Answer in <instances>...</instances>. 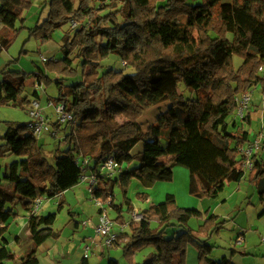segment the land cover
Returning <instances> with one entry per match:
<instances>
[{
	"label": "trees",
	"instance_id": "obj_1",
	"mask_svg": "<svg viewBox=\"0 0 264 264\" xmlns=\"http://www.w3.org/2000/svg\"><path fill=\"white\" fill-rule=\"evenodd\" d=\"M94 1L48 0L43 22L30 28V34L47 41L67 22H76L75 28L62 32V56L45 60L44 67L31 74L9 64L0 72V105L29 106L31 98L39 95L36 89L26 93L28 80L33 85H47L52 80L49 71L59 83L58 95L51 102L64 103L74 118L64 125L53 123L54 137L59 126V139L66 146L56 148L52 162L46 159L28 121L6 122L0 137V159L12 155L19 159L9 163L5 172L8 183L0 185V264L17 259L4 238L9 220L16 216L10 207L16 204L29 213V237L34 246L19 258V264L38 263L37 247L59 235L51 226L63 202L56 211L43 215L34 212L33 201L43 192L49 199L77 185L80 163L87 158V167L94 173L109 156L119 171L123 168L111 178L99 176L95 190L103 200L110 197L114 221L120 225L127 220L122 205L114 203L115 185L126 177L120 185L125 210L132 212L134 206L126 197L129 180L136 178L146 186L169 181L165 169L177 165L187 169L188 193L194 197L216 199L228 183L239 182L247 172V181L255 187L259 200L264 199V160L256 153L252 166L243 167L241 149L253 140L238 121L248 123V114L241 119L230 117L236 97L250 94L260 79L264 0H99L97 6ZM29 5L30 0H0V53L11 44L18 31L16 24L23 20ZM103 10L109 11L102 15ZM211 31L222 38L231 35L221 45L226 55L223 61L208 50ZM110 55L133 71L100 70L101 61ZM234 56L241 58L238 67ZM260 84L264 95V80ZM163 102L169 103L168 108L144 130L138 118ZM138 143L142 149L134 153ZM161 155L166 157L165 164L155 170ZM137 197L146 200L147 193L139 192ZM141 213L139 221H129L124 240L113 243L122 249L127 264H186L188 244L195 246L197 264H234L224 256L215 260L211 255L216 246L209 238L224 222L208 210L180 206L167 195ZM68 214L72 212L68 210ZM191 218L203 220L197 231L188 225ZM152 220L156 221L153 226ZM147 247L152 248L151 255L136 262L135 253ZM107 264L119 262L109 258Z\"/></svg>",
	"mask_w": 264,
	"mask_h": 264
},
{
	"label": "rangeland",
	"instance_id": "obj_2",
	"mask_svg": "<svg viewBox=\"0 0 264 264\" xmlns=\"http://www.w3.org/2000/svg\"><path fill=\"white\" fill-rule=\"evenodd\" d=\"M164 0H158L159 3H162ZM108 2V1H107ZM48 0H30V5L27 7L24 12H23V20L18 21L16 26L18 28L17 34L13 38L11 44L8 46L7 49L3 50L0 53V72L1 70L6 66V64H9L10 67L12 68H17L19 71H26L27 73L31 74L37 71V67H44V62L45 60H56L62 56V52L60 51V46L62 45L61 41V34L63 31H66L70 29V23H66V25H63L61 30H56L53 35L52 39L47 40V41H41L37 39L34 35L30 34V28L35 27L38 24H41L47 14L48 6H47ZM95 6L98 5L99 0L94 1ZM117 6L119 5V2H116ZM109 10H103L101 12L102 15L106 14ZM119 20H121V17H119ZM183 21V19H181ZM107 26H111V22L106 23ZM211 43L208 45V50L209 52L215 56L218 60L223 61L226 57V55L222 52L221 50V45L226 44L229 38H231V35H227L226 38L219 37L215 32L211 31ZM45 60H43V58ZM101 67L100 70H103L104 68H109L112 67L114 69H124L126 73H130L133 71L131 67H126L124 63L115 55H110L103 61H101ZM233 63L235 67H238L241 63V58L238 56L233 57ZM76 64V62L74 63ZM28 70V71H27ZM48 76L52 78V80L45 85L44 83L40 86L39 92H40V98L39 100V105L41 108L42 114L48 118L50 121V126L53 128V123L56 122V114L54 111L53 106H49L48 102L54 98L57 97L58 95V87L59 83L55 80L56 75L53 72L46 71ZM257 76L260 78L258 79V83L255 84L252 88L255 86L259 85L260 86V91H261V84L260 80L262 77L260 76L259 72L257 71ZM1 77V75H0ZM81 77V68L78 66V76L77 80H80ZM68 82L65 81L64 84H67ZM36 84V83H35ZM31 83V80H28V85L26 88V93L30 95L32 92L33 86L35 88L39 87L38 85L35 86ZM179 88L183 89L184 86L182 83L179 84ZM186 95H189L187 91H185ZM262 93V92H261ZM32 99V98H31ZM251 103V100L249 102V105ZM169 106L168 102H163L158 105H155L146 111L141 115V117L138 118V122L140 123L141 127L145 130L151 123H153L157 117L163 113ZM28 107V106H27ZM27 107L25 108H20L17 106H12V105H0V137L3 136L5 130H6V122H27L30 120V117L27 112ZM249 107V106H248ZM246 114V113H245ZM234 116V112L230 117ZM229 117V118H230ZM245 123V122H243ZM59 130V126H58ZM57 132V136L54 137L48 132H43L38 138V142L42 145L43 153L46 157V159L49 162L53 161V153H55L56 148L63 149L66 146V142L64 140H60V131ZM62 137V136H61ZM165 140L162 139V144L164 145ZM142 149V144L138 143L134 149L133 152L140 151ZM166 161V157L164 155H161L158 157L157 162L153 166V169H159L160 167L164 166ZM9 159H0V164L2 165L1 171H0V178L4 175L5 172V167L8 164ZM136 163L134 162L132 165H135ZM131 165V166H132ZM123 169V168H122ZM122 169L118 172L120 173ZM173 172V178L171 180H159L155 181L153 184L150 186L144 185L142 182H140L136 178H131L129 182L126 185V197L129 198L133 204V208L136 212H141L142 209H146L149 206L164 201L166 195H172L174 190L177 192L178 197L180 198V195L185 188V174H187V169H185L182 166H174L172 169ZM117 173V175H118ZM122 183L126 182V177H123L121 179ZM120 182V183H121ZM119 184L115 185L113 189V199L114 203L116 204H121L124 212L123 215L125 217V220H127V225H124L122 230L120 231V234L117 238V240H124V234L121 233L124 231H128V225H129V219H130V213L129 211L125 210V204H124V197H123V188ZM75 193H78V199L79 202L82 201V196L84 195L86 190L84 188V185L82 184L81 187H78L77 189L71 188L69 189L68 192L64 194L65 198L70 202V199H73V206L76 203V197L74 195ZM139 192H146L149 196L148 200H141L138 199L137 193ZM62 195H57L58 199L61 198ZM192 196V195H191ZM75 197V198H74ZM57 199V198H55ZM54 199V200H55ZM86 200V199H85ZM255 205H257L260 201L259 198L257 197V194H255L254 199L252 200ZM246 204L245 207H250L249 211H253V208L251 207V203L248 202V200H245ZM192 203V204H191ZM190 204L186 205H196L200 209L198 205H200L199 201H193ZM81 204H76V208H80ZM90 207H95V205H92L91 203L88 204ZM135 207L139 209H135ZM194 207V208H196ZM254 207V206H253ZM57 208V205L54 206V210ZM75 208V209H76ZM82 209V208H81ZM141 209V210H140ZM79 210V209H78ZM80 211V210H79ZM86 213V212H85ZM108 214L112 219H115L116 217V212L115 210L108 209ZM70 215L66 212V210L62 211L61 210L57 213V223L58 224H64L66 219L69 218ZM238 219L239 215L235 214L232 216L231 221H226L222 224V228L219 229L218 232H213L209 238L211 242H218V243H223V242H233L234 246H239L244 243V236L242 234H238L237 236L240 238H243V242L241 244H236V237L232 240L230 237L231 233H237L238 232V227L240 224H238ZM203 220L198 218H191L188 221V225L192 227L195 231H197V228L199 227V224H201ZM116 226L118 227L120 224H118L116 221ZM236 223V225H235ZM74 224V220L70 221V225ZM156 221L152 220L151 226L155 225ZM250 225V224H249ZM247 226L244 229H255L254 226ZM121 226V225H120ZM177 229V228H176ZM175 227L174 230L176 231ZM243 229V228H242ZM223 231V232H222ZM258 232L264 233L263 228H258ZM249 233V232H248ZM23 235V234H22ZM24 237V236H23ZM201 239H204V235H199ZM24 239L21 243L20 246L26 247V254H28L33 248V244L31 243V239L29 236ZM255 239H253V242ZM259 244L264 247V245L261 244V241L259 239ZM223 245V244H221ZM226 246V245H225ZM223 247V246H222ZM227 250L230 252V247L226 246ZM214 249H218L216 246ZM213 249V250H214ZM152 248L147 247L142 249L141 251H138L134 255V260L136 262L141 263L143 259L148 258L151 253H152ZM215 251H212V254ZM264 253V250H260V254ZM239 254V253H238ZM233 253L231 256L233 257V260L236 264H259L258 260H256V255L255 253L248 254L246 256H241L239 254ZM187 261L186 264H193L196 263L197 259V251L195 249V246L193 244H188L187 246ZM108 258H114L116 259L119 264H127L125 258L123 257L122 249H114L111 251V255ZM250 260H249V259ZM12 262V261H11Z\"/></svg>",
	"mask_w": 264,
	"mask_h": 264
},
{
	"label": "crops",
	"instance_id": "obj_3",
	"mask_svg": "<svg viewBox=\"0 0 264 264\" xmlns=\"http://www.w3.org/2000/svg\"><path fill=\"white\" fill-rule=\"evenodd\" d=\"M39 88L40 86L37 88L33 86V89H36L38 92V98L41 97ZM250 98L251 103L246 110L249 122L243 123V121L241 120H239L238 122L239 124L243 125V128L245 130L248 131L249 140H261L262 147L257 152V156L264 160V95L261 93L259 85L251 89ZM6 159H9V162L5 167V172L9 163L13 160H18L19 157L12 155L6 157ZM172 169L173 167L170 169H165L166 173L171 176V179L173 178ZM5 172L2 178H0V185L3 186L7 185L8 183ZM246 174L245 177H243V179H241L239 182L228 183L225 186L224 191L216 199H207L205 197H194L188 193L189 174L187 171L184 180L185 188L183 189L180 198L178 197L175 190L171 196L173 197L175 203L183 207H196V205L190 206L186 204H190L192 202V199L193 201H199L200 205L198 206L200 207V209L208 210L210 213L216 215L218 217L217 221H231L233 215H239L238 224H240V226L242 227H238L237 233H231L229 235H231L230 238L233 240L238 234H242L244 236V243L239 246H234L232 241L223 243L212 242L215 246L218 247V249L213 250L215 251L213 252V254L211 253L212 257L215 260H219L224 256L234 264H236L231 254L239 253L241 256H246L248 254L255 253L257 254L255 258L256 260H258V263L264 264V253L260 254V250H264V247L259 244V239L264 236V233L257 231V229L260 227L264 229V199L262 201H258L259 203L257 205L253 203L252 200L254 199L255 194H257L258 198L259 196L255 187H253L247 181ZM82 184V182H79L73 187L74 189H77L78 187H81ZM84 188L86 192L84 195H81L83 198L81 202H79L80 198L78 199L79 192H74L75 197L77 195L76 198L74 197L76 199V203L74 206L72 205L73 199H70L69 202L64 196V194L68 192L69 189L57 194L62 195L60 199H58L56 195L53 198H49L43 201L41 208L37 213L46 215L49 212L56 211V209L54 210V206L58 205V203L60 202H63V208L61 209V212L66 210V212L68 213V210H70L72 212V215H70L68 219L65 218L66 221L63 225L58 224L57 220L55 219V222L51 227L54 231H57L59 235L55 238L53 237L45 240L37 247V264H107L109 259L108 257L111 255V251L116 248H120L106 246L104 244L103 238L95 234L93 226L97 222L99 208L95 205L94 200L91 198L85 185ZM148 198L149 196L147 194L146 200H148ZM245 200H248V202L252 204V212L249 211L250 207L244 208L246 204ZM89 203L95 205V207L92 208L88 206ZM76 204H81L80 208L78 207L80 211L75 207ZM10 208L13 210V212L16 213V216L9 220V228L8 231L4 234V238L8 242V248L15 252L17 259L16 261L12 262L5 261L3 264H19V258L26 254V247L20 245L24 240L22 238H26L27 236H29L27 223L29 213L24 211L19 204H16L15 206H12ZM111 209L112 208H110L109 210ZM135 209L139 208L135 207ZM71 220H74L73 225H70ZM85 220L88 221V224L86 226L83 225V222ZM248 225L254 226L255 229H244ZM124 230L121 233L125 234L127 232ZM253 239H255L254 242ZM85 244H89L92 247L88 258L83 257V245ZM225 245L230 247V252L227 250ZM193 264H197V262Z\"/></svg>",
	"mask_w": 264,
	"mask_h": 264
},
{
	"label": "built area",
	"instance_id": "obj_4",
	"mask_svg": "<svg viewBox=\"0 0 264 264\" xmlns=\"http://www.w3.org/2000/svg\"><path fill=\"white\" fill-rule=\"evenodd\" d=\"M76 22L71 21L70 27L73 29L76 27ZM45 60L44 57H42ZM123 63V62H122ZM264 79V64H262L257 70ZM37 86V84H35ZM236 109L234 111V117L237 119H241L245 116L246 110L248 109L249 102L251 100L249 92L241 93L236 97ZM49 106L54 107V111L56 114V122L59 124H67L73 122V114L66 108L64 103L53 104L52 102H48ZM27 112L30 117L28 121V126L32 130V133L39 137L43 132H48L52 136L56 133L53 128L50 126V121L46 118L42 112L39 105V100L33 98L30 100V105L27 107ZM262 147V142L259 139H255L252 142L247 143L243 146L242 154L244 157L243 167L248 169L252 166V156L255 155ZM88 158L80 163L81 175L79 177V182H82L87 191L89 192L91 198L94 200L95 205L99 208L98 219L96 224H94L93 229L96 235L100 236L104 240V244L108 247L113 246V243L117 240L120 231L124 227V225L116 226L114 219H112L108 214V209H110V197L106 200H103L101 196L95 193V190L98 186V177L111 178L116 175L119 171V165L114 161L112 156L107 157L98 168V173L88 172L89 169L87 167ZM48 199L47 193L43 192L41 195L37 196L33 201V209L34 212L37 213L43 201ZM143 215L141 212H136L134 209L130 213L131 222H137ZM88 221H84L83 225L86 226ZM127 225V224H125ZM236 244H241L243 242V238L236 237ZM261 244L264 245V236L260 239ZM91 246L89 244L83 245V257L88 258L91 252Z\"/></svg>",
	"mask_w": 264,
	"mask_h": 264
}]
</instances>
